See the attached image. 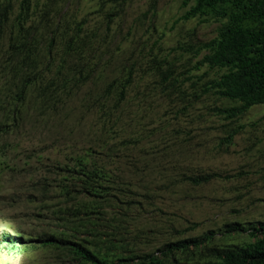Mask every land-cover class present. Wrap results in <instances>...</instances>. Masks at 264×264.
Segmentation results:
<instances>
[{
    "label": "trees",
    "instance_id": "1",
    "mask_svg": "<svg viewBox=\"0 0 264 264\" xmlns=\"http://www.w3.org/2000/svg\"><path fill=\"white\" fill-rule=\"evenodd\" d=\"M120 1L0 0V264H264L263 221L223 244L240 224L188 234L173 211L223 178L198 151L264 104V0H192L177 21L216 36L163 54L116 40Z\"/></svg>",
    "mask_w": 264,
    "mask_h": 264
},
{
    "label": "rangeland",
    "instance_id": "2",
    "mask_svg": "<svg viewBox=\"0 0 264 264\" xmlns=\"http://www.w3.org/2000/svg\"><path fill=\"white\" fill-rule=\"evenodd\" d=\"M79 1L80 19L85 14L93 13L98 0ZM155 30L147 31L153 22ZM184 0H126L117 3L121 12L112 24V34L124 46L133 39L145 40L152 35L150 44L158 40L155 52L163 54L175 47L178 41L196 43L216 36L219 23L199 22L198 18L179 20L193 1L184 5ZM146 14V15H145ZM93 15H91L92 17ZM152 33V34H151ZM124 43V44H123ZM124 46V47H125ZM207 69L204 65L193 74H202ZM213 75L212 72H209ZM201 104L197 105L199 112ZM204 109V108H203ZM215 124L220 122L213 118ZM240 122L245 125L243 132L234 137V144L228 153H219L213 146L217 140L209 141L208 150L201 148L197 153V163L203 167L223 174L208 184L204 183L191 189L188 199H180L173 211L179 216L183 226L198 225L188 234H202L210 230L216 233L226 231L228 224H240L241 230H232L222 236L217 235L221 243H242L251 239L250 229L259 221L264 222V104L254 105ZM216 136L221 132H214Z\"/></svg>",
    "mask_w": 264,
    "mask_h": 264
}]
</instances>
